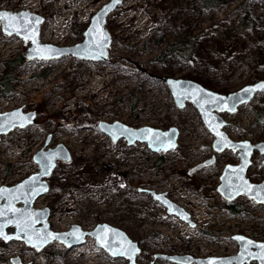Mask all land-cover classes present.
<instances>
[{
    "label": "rangeland",
    "instance_id": "1",
    "mask_svg": "<svg viewBox=\"0 0 264 264\" xmlns=\"http://www.w3.org/2000/svg\"><path fill=\"white\" fill-rule=\"evenodd\" d=\"M109 1L0 0V9L43 15L41 41L71 45L83 40L91 17ZM247 17L250 23L241 27ZM107 28L113 41L106 61L28 60L30 44L6 34L0 22V79L5 61L26 56L13 72L12 91L4 94L0 83V112L21 106L38 112L34 125L2 136L0 186L37 172L33 156L52 134L48 147L63 143L72 154L70 161H58L49 191L35 203L50 209L53 230L66 231L72 224L92 230L108 222L139 242L138 264H177L157 254H235L237 233L264 240V205L242 196L234 202L244 210L233 214L217 191L225 165L240 162L238 152L216 153L215 163L190 173L215 154L214 136L193 104L176 105L165 82L188 78L230 93L264 80V0H224L212 7L201 0H123ZM186 41L188 51L166 52ZM222 115L233 139L264 141V92L236 113ZM101 121L177 126L178 146L156 153L143 142L113 141L100 129ZM248 176L253 182L264 179V154L256 152ZM146 189L166 192L196 226L170 214ZM14 258L22 264H128L92 237L72 248L55 241L42 251L0 238V264H15Z\"/></svg>",
    "mask_w": 264,
    "mask_h": 264
},
{
    "label": "water",
    "instance_id": "2",
    "mask_svg": "<svg viewBox=\"0 0 264 264\" xmlns=\"http://www.w3.org/2000/svg\"><path fill=\"white\" fill-rule=\"evenodd\" d=\"M123 0H110L105 3L90 19L84 30L83 40L71 45H57L41 41V29L46 18L31 10L12 11L0 9V13L9 14L0 18L3 31L8 35H16L29 43L27 59L57 60L66 56H74L81 60L103 62L108 59L112 44V34L107 28L108 17ZM27 37V38H26ZM165 82L176 105L183 109L188 103L193 104L206 128L214 136L213 154L209 159L197 164L190 173L211 165L216 161V153L226 150L238 152L240 162L225 165L217 187L218 193L228 202L237 201L247 196L257 204L264 205V179L253 182L249 170L253 166L256 152L264 154V141L253 143L250 140H235L229 136L225 127L228 122L223 113H236L239 107L250 102L258 92H264V80H260L230 93H221L210 89L202 83L188 78L166 77ZM38 117L36 110L25 111L24 106L0 112V140L3 135L15 129H25L35 124ZM100 129L113 141L126 139L129 145L137 142L146 143L153 152H168L178 146L180 130L177 126L163 129L150 125L135 127L121 121L99 122ZM50 134L45 145L37 151L33 159L39 170L13 185L0 186V238L5 242L23 241L28 246L42 251L50 243L58 241L68 248L80 246L88 237L95 239L96 244L114 257H124L128 264H138V255L142 248L138 241L128 233L108 222L97 224L92 230H85L79 224H72L66 231H55L51 227L50 209L35 207L36 201L49 191L48 178L53 174L58 161H70L72 154L67 146L59 143L49 148L52 139ZM161 202L170 214L196 226L191 214L181 205L167 196L166 192L157 193L148 190ZM14 228L13 231L9 229ZM232 239L238 243L235 254L225 256L195 257L180 254H157L156 258H164L177 264H264V240H258L245 234H234ZM15 264H22L19 258L13 259Z\"/></svg>",
    "mask_w": 264,
    "mask_h": 264
},
{
    "label": "trees",
    "instance_id": "3",
    "mask_svg": "<svg viewBox=\"0 0 264 264\" xmlns=\"http://www.w3.org/2000/svg\"><path fill=\"white\" fill-rule=\"evenodd\" d=\"M201 2L204 4L205 7H212L222 4L224 0H201ZM247 23L248 24L250 23L248 17L242 20L241 27ZM188 45L189 44L187 41L182 42L180 44L171 46L168 50H166V52L171 51L173 49H177V50L187 49L188 51L189 50ZM25 60H26V56L20 55L19 57L5 61V70L3 72L2 78L0 79V83L4 85V90H3L4 94H7L8 92L12 91L13 72L18 66L24 63ZM82 101L83 100L81 99L79 103H81ZM227 207L229 211L233 214L240 213L244 210V207L240 202L229 203L227 204Z\"/></svg>",
    "mask_w": 264,
    "mask_h": 264
},
{
    "label": "snow or ice",
    "instance_id": "4",
    "mask_svg": "<svg viewBox=\"0 0 264 264\" xmlns=\"http://www.w3.org/2000/svg\"><path fill=\"white\" fill-rule=\"evenodd\" d=\"M9 14H6V13H0V18H7ZM27 38V37H26ZM264 87V86H262ZM208 264H216V262L214 261H210L208 262Z\"/></svg>",
    "mask_w": 264,
    "mask_h": 264
},
{
    "label": "built area",
    "instance_id": "5",
    "mask_svg": "<svg viewBox=\"0 0 264 264\" xmlns=\"http://www.w3.org/2000/svg\"><path fill=\"white\" fill-rule=\"evenodd\" d=\"M60 36H62V35H60ZM64 36V35H63Z\"/></svg>",
    "mask_w": 264,
    "mask_h": 264
}]
</instances>
